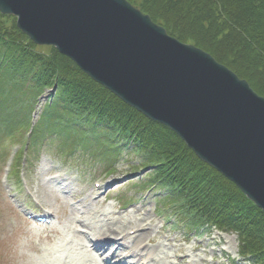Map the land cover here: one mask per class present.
<instances>
[{
    "label": "trees",
    "instance_id": "obj_1",
    "mask_svg": "<svg viewBox=\"0 0 264 264\" xmlns=\"http://www.w3.org/2000/svg\"><path fill=\"white\" fill-rule=\"evenodd\" d=\"M129 1L264 96V0ZM45 93L34 121L32 113ZM25 127L26 147L36 152L49 141L62 155H100L108 165L127 149L138 153L141 170H151L150 186L167 192L163 204L190 231L215 227L235 233L242 256L264 264V212L235 183L201 160L176 132L123 102L55 47L36 44L18 28L15 16L0 11V146Z\"/></svg>",
    "mask_w": 264,
    "mask_h": 264
},
{
    "label": "water",
    "instance_id": "obj_2",
    "mask_svg": "<svg viewBox=\"0 0 264 264\" xmlns=\"http://www.w3.org/2000/svg\"><path fill=\"white\" fill-rule=\"evenodd\" d=\"M38 45L176 132L264 212V96L129 0H0Z\"/></svg>",
    "mask_w": 264,
    "mask_h": 264
},
{
    "label": "rangeland",
    "instance_id": "obj_3",
    "mask_svg": "<svg viewBox=\"0 0 264 264\" xmlns=\"http://www.w3.org/2000/svg\"><path fill=\"white\" fill-rule=\"evenodd\" d=\"M46 96L38 98L32 120H38ZM29 139L25 127L17 139L9 136L0 146V264H107L103 259L109 251L95 248L94 234L110 225L134 231L130 227L142 221L146 226L140 232L147 233L140 241L152 253V264H252L239 256L234 233L215 228L190 232L185 225L168 223L174 216L162 202L167 192L150 186L151 170H141V156L131 149L108 165L100 155H62L49 141L36 152L27 149ZM28 212L49 216L50 222H39ZM116 235L110 238L122 243L123 235ZM182 255L187 257L181 262Z\"/></svg>",
    "mask_w": 264,
    "mask_h": 264
},
{
    "label": "bare ground",
    "instance_id": "obj_4",
    "mask_svg": "<svg viewBox=\"0 0 264 264\" xmlns=\"http://www.w3.org/2000/svg\"><path fill=\"white\" fill-rule=\"evenodd\" d=\"M67 187H70L69 184L65 186V188ZM78 222L84 223L80 219H78ZM145 226L146 223L144 221L138 222L137 224L130 227V229L135 228V233L131 234V230L128 231L127 229H123V227H114L113 225H110L104 230L98 231V233L94 234V238L96 239L94 241L95 248H99L101 252L106 249L104 253L109 251V254L103 259V261H105L107 264H152L151 260H153V257L150 255L152 253L146 252L145 247L143 248L142 245L143 241H140L142 235L147 233V231L140 232V229L144 228ZM74 231L79 232L77 229H74ZM136 231H139V233ZM113 233L117 234L116 237L120 234L123 235L122 243L120 242V244H118L119 242L117 239L114 241L110 238ZM136 233L139 235H136ZM107 234H109V236H107ZM129 239L133 240L131 244L128 242ZM136 239H138L137 242H135ZM117 249H120L118 253L116 252ZM186 257L187 255H182L181 262L184 261V258ZM92 258L94 262H97L95 256H92ZM113 261L114 263H111Z\"/></svg>",
    "mask_w": 264,
    "mask_h": 264
}]
</instances>
